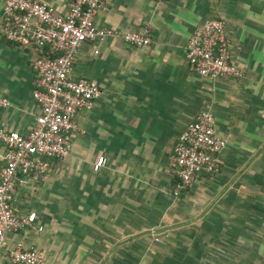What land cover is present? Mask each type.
I'll return each mask as SVG.
<instances>
[{"label": "crops", "instance_id": "1", "mask_svg": "<svg viewBox=\"0 0 264 264\" xmlns=\"http://www.w3.org/2000/svg\"><path fill=\"white\" fill-rule=\"evenodd\" d=\"M65 14L72 0H36ZM4 0H0V16ZM223 22L243 77H200L186 46L206 21ZM98 27L148 31L137 48L118 39L85 42L72 78L101 95L76 117L70 155L40 180L20 176L13 209L37 214V229L7 235L41 250L45 264H261L264 260V0H107ZM39 51L0 38V128L30 133ZM205 110L226 141L220 172L173 195L168 156ZM0 144V169L5 165ZM99 157L106 164L95 172ZM156 239L160 241L157 242Z\"/></svg>", "mask_w": 264, "mask_h": 264}, {"label": "built area", "instance_id": "2", "mask_svg": "<svg viewBox=\"0 0 264 264\" xmlns=\"http://www.w3.org/2000/svg\"><path fill=\"white\" fill-rule=\"evenodd\" d=\"M106 2L72 0L61 15L36 0H4L0 38L21 49L41 52L31 64L32 97L41 110L27 135L0 128V144L6 149L5 165L0 169V264H45L41 250L23 241L8 244L7 235L37 229L35 212L20 216L14 211V190L20 176L40 180L52 171L55 161L70 155L78 112L91 108L101 95L96 82L71 76L81 45L112 38L137 48L151 44L148 31L122 33L98 27L95 16ZM186 60L194 73L206 79L243 77L231 61L224 24L218 19L193 31ZM9 106V100L0 95V110ZM226 144L216 135L212 113L202 111L181 132L168 156V169L176 179L173 195L177 197L202 175L218 174L219 155ZM105 164V157H99L93 170Z\"/></svg>", "mask_w": 264, "mask_h": 264}]
</instances>
